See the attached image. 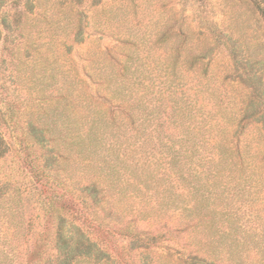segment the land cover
Segmentation results:
<instances>
[{"label": "rangeland", "instance_id": "rangeland-1", "mask_svg": "<svg viewBox=\"0 0 264 264\" xmlns=\"http://www.w3.org/2000/svg\"><path fill=\"white\" fill-rule=\"evenodd\" d=\"M262 11L264 0H0V175L37 193L28 210L38 228L45 196L33 184L45 149L52 139L65 148L69 131L85 126L86 99L122 79L125 66L138 67L125 78L145 84L148 144L161 142L162 124L172 135L163 143L178 150L197 135L189 143L201 148L194 163L226 165L206 177L197 167L199 179L174 177L165 194L173 206L151 189L125 195L113 221L117 234H94L109 247L108 264H264ZM220 129L227 140H219L239 146L238 155L202 149L209 138L199 131L213 137ZM71 158L57 173H86ZM178 159L188 161L183 151Z\"/></svg>", "mask_w": 264, "mask_h": 264}, {"label": "trees", "instance_id": "trees-1", "mask_svg": "<svg viewBox=\"0 0 264 264\" xmlns=\"http://www.w3.org/2000/svg\"><path fill=\"white\" fill-rule=\"evenodd\" d=\"M19 13L15 14L14 22L19 20ZM134 69L131 72L132 67L125 66L122 79L111 80L106 88L100 84L97 97L86 99L85 126L79 131H69L71 140L65 148L52 139L54 145L45 149L48 158L41 166L42 176H37L33 184L36 192L45 196L38 201L44 225L39 224L38 228L35 218L29 215L28 206L37 193L27 194L18 181L0 175V264H108L109 247H103L100 235L94 234L99 231L111 237L117 234L121 227H115L113 221L125 195L151 189L160 198L161 194H171L174 177L188 174L193 180L199 179L197 167L203 169L205 177L225 170L224 159L217 164L210 162L209 166L194 163L201 148L196 142L189 143L197 135L193 138L187 135L186 143L178 150L174 143H163L162 139L171 141L172 135H166L161 124L156 128L161 142L155 146L148 144L145 84L140 77L125 78L130 73L137 76L140 69ZM160 93L158 90L157 96ZM170 110L174 111V107ZM156 113L157 121L159 107ZM181 114L185 122L186 114L183 111ZM238 134L236 130L235 137ZM198 135L209 138L207 146H202L205 151L209 149L220 157L239 154V146L227 147L222 143L227 140L225 130H218L213 137L212 130L203 133L200 130ZM3 148L0 140V160L5 154ZM181 151L187 155L185 163L178 159ZM157 155L161 158L155 160ZM72 156H77V168L86 173L79 177L58 174L68 170ZM61 159L67 162L62 163ZM160 200L164 206L175 205V200L167 195ZM101 211L105 216L102 217Z\"/></svg>", "mask_w": 264, "mask_h": 264}]
</instances>
